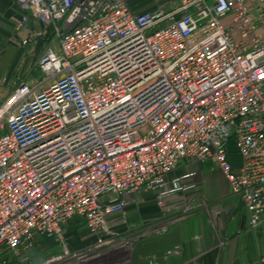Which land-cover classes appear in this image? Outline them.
<instances>
[{
  "label": "built area",
  "instance_id": "built-area-1",
  "mask_svg": "<svg viewBox=\"0 0 264 264\" xmlns=\"http://www.w3.org/2000/svg\"><path fill=\"white\" fill-rule=\"evenodd\" d=\"M15 1L20 46L50 28L57 46L36 62L41 79L0 104V264H34L44 239L58 251L39 264H107L165 233L151 225L131 240L116 227L128 198L152 192L163 209L186 192L189 175L168 178L185 160L212 163L249 228L264 221V0H175L168 13L141 14L126 0ZM72 220L88 236L77 249Z\"/></svg>",
  "mask_w": 264,
  "mask_h": 264
},
{
  "label": "crops",
  "instance_id": "crops-1",
  "mask_svg": "<svg viewBox=\"0 0 264 264\" xmlns=\"http://www.w3.org/2000/svg\"><path fill=\"white\" fill-rule=\"evenodd\" d=\"M126 2L134 14L168 13L175 6V0ZM251 3L255 1L251 0ZM21 14L22 9L15 0H0V82L4 78L16 83L17 79L23 81L31 74L25 67L31 65L34 70L45 49L57 46L51 39L50 28L46 38L34 47H21L19 40L22 34L14 32V25ZM28 27L40 28L33 21L28 23ZM15 85L0 86V102ZM228 157L232 168L238 169L241 160L232 144L228 145ZM186 175L189 176L182 183L189 189L166 198L163 209L157 207L152 192L142 191L128 198L122 221L118 224L123 233L153 224L166 225L165 233L148 234L139 240V248L144 254H154L156 264H260V258L264 257V221L254 228L248 227L242 203L230 195L227 182L212 168L210 161L185 160L168 178ZM184 205L190 206L189 215L174 220ZM65 230L70 249L88 243L80 221L72 220ZM173 246H179L180 251L164 258L163 253Z\"/></svg>",
  "mask_w": 264,
  "mask_h": 264
},
{
  "label": "rangeland",
  "instance_id": "rangeland-1",
  "mask_svg": "<svg viewBox=\"0 0 264 264\" xmlns=\"http://www.w3.org/2000/svg\"><path fill=\"white\" fill-rule=\"evenodd\" d=\"M25 70L29 71L31 74L27 78L23 79V81L17 79V83H16L15 80L6 81V79L4 78L5 81L3 84L0 82V86L2 87L3 86L6 87L8 85L12 86V84L14 83L16 85L25 83L27 86H31L32 84L37 83L42 77L40 72L37 70V68H34L33 70V67H31V65H29L27 68L25 67ZM12 90L13 88L11 89V91ZM10 92H8V94ZM119 226L116 227V232L121 233L122 237L126 239H131V240H134L135 238L138 237L140 233L145 231V228L142 227L139 229H135L131 232L123 233L122 228L120 229ZM141 238L136 240V242H130L127 246L122 247L121 249H118L115 252L110 253L111 255L106 257L105 263L107 264H142V263L143 264H156V257L154 254H150V255L144 254L143 250L140 249L141 247L139 245L140 244L139 240H141ZM172 249H174V246L166 250L163 253V257L164 258L169 257L171 255H175L176 253H178V251L175 250L174 251L175 254L174 253L171 255L168 254L169 251L171 252L173 251ZM57 251H58L57 246L52 240L44 239V240H41L40 244H37V246L35 247V250L33 251L30 257L32 258L34 264H39L41 261H43L45 257L51 256L55 254Z\"/></svg>",
  "mask_w": 264,
  "mask_h": 264
},
{
  "label": "bare ground",
  "instance_id": "bare-ground-1",
  "mask_svg": "<svg viewBox=\"0 0 264 264\" xmlns=\"http://www.w3.org/2000/svg\"><path fill=\"white\" fill-rule=\"evenodd\" d=\"M92 259H93V258H92ZM89 262H90V261H89ZM87 264H95V261H94L93 263L91 262V263H87Z\"/></svg>",
  "mask_w": 264,
  "mask_h": 264
}]
</instances>
